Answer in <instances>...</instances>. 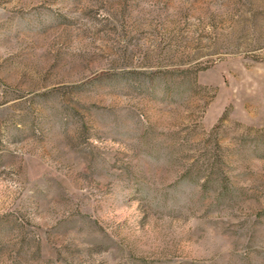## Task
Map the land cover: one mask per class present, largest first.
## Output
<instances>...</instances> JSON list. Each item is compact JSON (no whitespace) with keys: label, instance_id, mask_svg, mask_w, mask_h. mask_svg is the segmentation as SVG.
Returning <instances> with one entry per match:
<instances>
[{"label":"rangeland","instance_id":"374dc122","mask_svg":"<svg viewBox=\"0 0 264 264\" xmlns=\"http://www.w3.org/2000/svg\"><path fill=\"white\" fill-rule=\"evenodd\" d=\"M0 264H264V0H0Z\"/></svg>","mask_w":264,"mask_h":264}]
</instances>
